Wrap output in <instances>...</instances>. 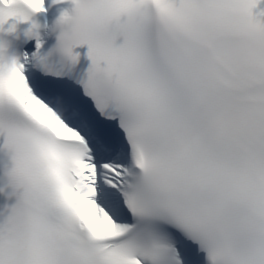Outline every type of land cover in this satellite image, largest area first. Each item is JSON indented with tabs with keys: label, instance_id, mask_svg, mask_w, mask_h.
Masks as SVG:
<instances>
[{
	"label": "snow or ice",
	"instance_id": "1",
	"mask_svg": "<svg viewBox=\"0 0 264 264\" xmlns=\"http://www.w3.org/2000/svg\"><path fill=\"white\" fill-rule=\"evenodd\" d=\"M84 3L87 79L39 51L0 73V264H264V59L231 58L244 28L264 57L251 0Z\"/></svg>",
	"mask_w": 264,
	"mask_h": 264
},
{
	"label": "clouds",
	"instance_id": "2",
	"mask_svg": "<svg viewBox=\"0 0 264 264\" xmlns=\"http://www.w3.org/2000/svg\"><path fill=\"white\" fill-rule=\"evenodd\" d=\"M66 0H54V3H64ZM74 9L72 14L63 12L57 20L52 31L59 30L58 45L54 51L60 52L71 60L74 54L75 35L79 30L82 11L85 8L84 0H72ZM260 0H251V12L259 6ZM46 11L45 0H0V31L5 35L15 36L18 31V24L31 22V15ZM255 16V15H254ZM15 21V23H11ZM5 25L9 27L5 28ZM27 35L30 38H39V31L36 25L29 30ZM238 43L231 50V58L240 71L247 66L260 62L264 57L261 55L258 43V29L244 28L237 34ZM10 42L6 39L0 40V73L8 74L12 63L20 57L10 51ZM42 47V44H41ZM12 196H16L12 191Z\"/></svg>",
	"mask_w": 264,
	"mask_h": 264
},
{
	"label": "bare ground",
	"instance_id": "3",
	"mask_svg": "<svg viewBox=\"0 0 264 264\" xmlns=\"http://www.w3.org/2000/svg\"><path fill=\"white\" fill-rule=\"evenodd\" d=\"M59 3H54V0H45V9L46 11L41 12V14L48 19L54 18V6Z\"/></svg>",
	"mask_w": 264,
	"mask_h": 264
}]
</instances>
